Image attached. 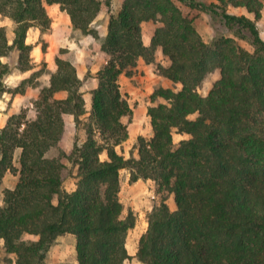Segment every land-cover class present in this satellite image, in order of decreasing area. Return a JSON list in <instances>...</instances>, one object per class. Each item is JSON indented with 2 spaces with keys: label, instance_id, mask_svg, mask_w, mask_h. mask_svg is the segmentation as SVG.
<instances>
[{
  "label": "trees",
  "instance_id": "trees-1",
  "mask_svg": "<svg viewBox=\"0 0 264 264\" xmlns=\"http://www.w3.org/2000/svg\"><path fill=\"white\" fill-rule=\"evenodd\" d=\"M177 1L207 16L210 41ZM216 1L123 0L99 37L93 22L100 0H0V14L13 22L11 39L0 26V96L22 93L30 82L11 88L5 78L34 67L26 34L31 27H50L45 4H58L72 27L98 39L108 57L96 72L87 115L82 80L69 60L57 57L49 84L33 101L36 117L29 120L22 110L0 128V183L8 170L17 175L0 203V251L13 254L15 264H45L50 246L65 234L74 236L77 264L129 259L126 237L136 218L119 198L122 169L129 183L152 180L158 197L138 239L141 263L264 264V39L256 24L262 3ZM104 4L110 8V0ZM227 6L253 17L230 13ZM146 21L158 22L149 45L141 33ZM158 47L169 60L157 65L159 74L180 89H153L147 107L152 135H138L136 156L125 157L118 150L128 139L122 117L132 111L119 77L131 75L139 58L154 62ZM214 69L219 76L201 95L197 88ZM59 91L65 97H55ZM64 113L74 116L84 140L49 157L63 133ZM173 130L188 137L174 142ZM72 174L75 187L67 191L63 184ZM171 195L174 210L167 204Z\"/></svg>",
  "mask_w": 264,
  "mask_h": 264
},
{
  "label": "crops",
  "instance_id": "crops-1",
  "mask_svg": "<svg viewBox=\"0 0 264 264\" xmlns=\"http://www.w3.org/2000/svg\"><path fill=\"white\" fill-rule=\"evenodd\" d=\"M121 4L122 0H112L109 10L101 6L96 18L103 14V10L116 14L121 8ZM48 7L50 12L48 11L47 13L51 18V23L47 31L41 32L38 28L31 27L26 34V43L32 45L30 55L35 64L34 67L26 71L14 70L5 78L6 85L11 88L16 87L22 80L29 79L30 81L32 78L33 80L27 82L22 93L12 94L4 92L0 96V128L5 125L10 114H17L22 110L26 111L27 119L32 120L36 117L33 101L37 98L40 88L49 84L51 73L57 68V57L69 60L75 67L77 76L82 80L80 90L84 100L86 115L90 110L91 91L97 86L96 72L105 64L108 57L100 49L98 39L91 34L82 35L72 27L68 14L61 10L58 4L47 5ZM107 17L103 24L96 26L99 37L106 35ZM40 35L45 38L44 44L39 40ZM151 36L152 31L149 36L142 38L145 45H149ZM154 62H160L162 66L169 64V60L162 55L160 47L156 49ZM154 62L146 63L142 58H139L131 75L121 74L119 77L120 92L126 98L132 111L130 116L122 117V121L127 123L128 139H134L139 134H142L138 124L140 123L141 125L148 118L147 107L152 104L150 95L153 92L154 84L165 86L169 82V80L159 74ZM65 95L64 91H59L55 94V97L63 98ZM62 117L64 130L55 147L58 150L67 152L72 148L79 130L75 126L72 114L64 113ZM79 140H84L83 135ZM18 155L19 150H16L14 155V165L16 166ZM9 175L13 179V186L8 188H13L17 182V175L12 174L9 170L4 173L2 182ZM64 241H68L70 247H75L74 236L65 234L58 236L56 242L50 248L64 247ZM2 253L11 262L1 261L0 264H15L13 254L6 253L3 248Z\"/></svg>",
  "mask_w": 264,
  "mask_h": 264
},
{
  "label": "rangeland",
  "instance_id": "rangeland-1",
  "mask_svg": "<svg viewBox=\"0 0 264 264\" xmlns=\"http://www.w3.org/2000/svg\"><path fill=\"white\" fill-rule=\"evenodd\" d=\"M100 1L102 2L101 4L102 8L106 9L107 7L104 4L106 0H100ZM111 1L112 0H110V4H111ZM206 1L207 2H211V1L217 2L216 0H206ZM260 1L262 3L261 18L257 20L256 24L258 26V29L260 31L262 38L264 39V0H260ZM177 4L183 13L188 14L189 16L194 18L196 22V28L199 34L201 35L202 39L206 42L210 41L212 37L214 36V31L208 22L207 16L198 10H191L189 7H187L186 5H184L183 3L179 1H177ZM45 8L47 9L46 10L47 12L48 11L50 12V8L49 7L47 8L46 4H45ZM226 9L230 13L246 14L249 17H253L252 14L247 13L243 8H233L231 6H227ZM108 10H103V14L99 18L95 19V21L93 22L94 26H99L104 23L106 17L110 14ZM2 25L7 27V36L9 39H11L13 37V33L11 31L13 28V22L9 18L0 14V26ZM157 25H158V22H153V21L142 22L141 23L142 38H146V36H149L151 31L153 34V31ZM39 40L43 44L45 43V38L43 37V35H40ZM158 64H160V62H154L156 69H157ZM133 68H132V73H133ZM218 76H219L218 69H214L211 72H209L205 76V78L202 80L200 85L198 86L197 88L198 92L201 95H206L209 89L211 88L213 82L218 78ZM32 80L33 78L30 81ZM158 86H162V85L154 84V88ZM162 87H169L176 91L180 89V84L173 83L172 81L169 80V82H167V84ZM194 117L195 115H190V118H194ZM138 127L142 131V134H139V135H142L146 138L152 135V129L150 125L149 116L147 120L144 121V123H142L141 125L139 123ZM78 130L79 131L76 134L75 140L77 142H81L80 140L78 141V139H80L82 135L83 137H85V134L82 128L79 127ZM172 136H173L174 142H178L181 139H185L188 137V135L183 134V133H178L176 132V130H173ZM135 139L136 138L127 139L118 148V150H120L125 157H128L130 153L136 156V151L132 148ZM59 151L60 150H58L56 147H52L48 151L47 156L49 157L57 156ZM73 172L74 170L72 169V173ZM128 178H129L128 171L126 169H122L120 171V185L121 186H120L119 198L126 209L129 208L132 210L136 218L135 226L131 230H129L127 237H126V247H127L129 255L131 256L129 259H126L123 264H143L135 256L137 245H138V239L140 235L145 231L146 226H147L146 214L151 210L153 206L158 204V197L155 193V183L152 180H146V181L140 180L137 183L136 182L129 183ZM12 181L13 179L11 178L10 175L8 176V178H6L4 182L1 181L0 183V203L3 197L4 189L13 186ZM75 181H76V178L72 174V176L64 182L63 188L67 191L72 190L75 187ZM167 204L170 210L175 209V204H174L172 195L167 199ZM1 261L7 262V263L11 262L10 259L4 256V254L2 253V250L0 251V262ZM44 263L45 264H61V263L77 264L76 259H75L74 247H70L69 242L64 241V247L50 248L46 254Z\"/></svg>",
  "mask_w": 264,
  "mask_h": 264
}]
</instances>
